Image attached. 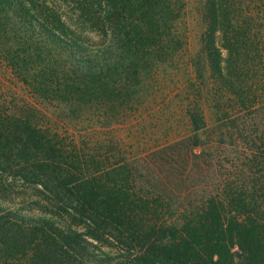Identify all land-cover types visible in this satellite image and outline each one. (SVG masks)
I'll return each mask as SVG.
<instances>
[{
    "label": "trees",
    "instance_id": "1",
    "mask_svg": "<svg viewBox=\"0 0 264 264\" xmlns=\"http://www.w3.org/2000/svg\"><path fill=\"white\" fill-rule=\"evenodd\" d=\"M185 5L0 0V264H264V0H203L196 52ZM6 73L117 118L76 138ZM146 120L152 144L100 143Z\"/></svg>",
    "mask_w": 264,
    "mask_h": 264
},
{
    "label": "rangeland",
    "instance_id": "2",
    "mask_svg": "<svg viewBox=\"0 0 264 264\" xmlns=\"http://www.w3.org/2000/svg\"><path fill=\"white\" fill-rule=\"evenodd\" d=\"M185 4V12L182 18L181 27L187 36L189 50L191 52H196L199 50L200 37L204 29V24L201 16L203 0H185ZM88 34L92 35V33L89 32ZM222 52L225 55L226 51L224 49ZM4 80H6L9 86L14 89V91H16L18 99L32 102L37 108L40 109V111H42L46 115L47 120L56 123L60 128L62 126L68 127L71 133L75 131L74 135L76 138L81 137V132L85 134L84 131H81V128H83L85 125H91L93 123L98 124L99 122H102L103 124H109L113 122V118H117L108 116L101 117L99 119L98 117L99 120L98 122H96L97 117L95 113H82L79 111H71L69 106L65 104L58 103L52 100L46 101L42 98L30 94L28 92L29 88L27 89V87L21 81H19L15 76L11 75L10 73L4 74ZM151 122V120L138 122L135 127H133V129L132 126H122V124H114V127L108 129L102 128L99 131V137L101 138L100 143L105 141H111L108 144H112L113 148H116V146L119 144V149L124 154L129 155L131 153H134V151H136V145L138 143V140L136 141L135 139L127 136L132 131L138 133V135L141 134V132H146L147 135L145 136V139L144 141H142V143L147 142L148 144H152L156 137H153V134L148 132L152 131L151 129H149L151 127ZM155 126L156 125H154V128ZM134 128L138 132L134 131ZM158 130H163V127L160 126ZM158 134V136L161 137V133ZM113 136L114 138H111ZM117 137H120L121 140H119ZM127 158L129 163L132 164V166L138 168L145 178L153 180L151 175L152 173L149 171V169H147V164L145 160H142L139 157L136 158V156ZM30 198H32V195H30L29 193L24 194L20 192L16 201L29 200Z\"/></svg>",
    "mask_w": 264,
    "mask_h": 264
}]
</instances>
